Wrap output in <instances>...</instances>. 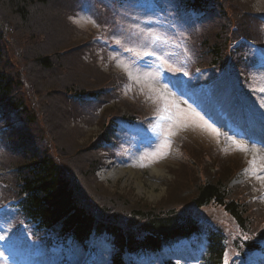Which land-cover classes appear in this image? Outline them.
I'll return each mask as SVG.
<instances>
[{
  "label": "rangeland",
  "instance_id": "rangeland-1",
  "mask_svg": "<svg viewBox=\"0 0 264 264\" xmlns=\"http://www.w3.org/2000/svg\"><path fill=\"white\" fill-rule=\"evenodd\" d=\"M95 1L96 4L92 3V0H78L76 5H72L69 1L64 3L63 0H55L54 4L45 10L50 11L53 8L58 14L52 15L53 20H45L44 18L43 30L38 24L37 30H33L36 34L33 33V35L39 37V34L43 31L49 33L51 41L48 38L49 41H45L49 47L48 50L53 47L52 50L64 47L65 42H68L70 46L77 44L87 46L88 43L91 46L94 45L92 50L95 55L92 61L102 72L99 86L114 81L117 89L109 101L96 107V109H101L94 116L83 120L80 119V115H75L72 120L74 111L69 110L68 105L61 98L45 97L43 99V97H39L38 101L34 102V104H37L34 112L39 113L40 122L37 123V126L33 125L32 128L23 126V132L28 133L29 140L22 146L32 154L37 151H47L51 159L60 166L64 177L69 181H71L69 179L71 175L75 174L74 176L79 180L76 183L82 188L80 198L86 199L87 212L94 206L95 208L99 207V204L102 207L112 197H119V199L128 200L130 203L147 204L151 208H155V205L164 209L173 207L177 210V215L180 213L182 215L189 214L187 212L191 211L193 205L191 202L193 187L198 182L195 175L199 171L202 176L207 172L208 177H210V175L213 176L216 173L220 175L224 172L235 173L243 166L241 178L234 180L233 185L237 187L243 180L256 179L253 177L254 166L250 164V161L255 158L257 166L264 164V148L254 147L239 141L238 143L247 146V151H240L233 143L234 140L225 133L219 132L214 127H209L203 120H193L187 115L192 110L179 99L174 98L159 83L157 73L142 68L136 64L137 60L131 56V52L137 54L136 57L144 58L145 64L150 66H153L155 61L160 60L166 64L172 76L179 80L189 70V60L185 51H183L184 45L192 44L190 39L187 38V31L191 28V26L186 25L189 23V19L180 17L179 20L168 12L154 13L146 9L142 3L136 1L132 5H124L123 7L110 6L111 8L108 10L116 22V24H111V21L107 20L109 0ZM220 3L228 15L226 18H229L228 22L227 19L219 21L221 32L227 33L226 29L232 31V28L237 29L238 32H245L244 27L248 25L251 26L249 29L253 33V37L257 41L260 37H263L264 42V26L262 28L260 24L252 19V15L264 14V0H221ZM38 9L41 10V8ZM240 13L245 14L242 19L237 17V14ZM1 19L10 22L9 15L0 9ZM10 24L16 27L11 33V37L13 36L14 40L19 41V35L21 33L26 34V28L18 27L16 23L10 22ZM216 28L217 26H215L212 34L209 33L211 40L214 38L213 35L217 34ZM208 30H210V22L203 26L200 35L204 37ZM96 35L107 38L108 43L117 46V50L112 51L108 46L102 45L105 49L93 44L92 37ZM23 38L25 36L21 37V39ZM3 46L5 47L4 44ZM79 47L63 56V59L71 67L68 74L72 75L68 80H55L56 83L64 84L65 87L69 82L86 79L84 73V70L87 69L86 64L82 63L79 51H76L79 50ZM23 50H26V48L22 49L19 57L14 56L16 61L15 59L11 61V69L14 68L15 72L17 71L16 73L23 69L25 77L30 74L33 76L31 79H34L37 76L36 70L27 63V53ZM125 51L128 52L127 55ZM14 53L15 48H9L7 51L9 56ZM145 53H150V55H145ZM86 54H90L89 51ZM22 60L26 62L25 65L22 64L23 66H21ZM54 73L56 72L51 73V75ZM129 73H131V77ZM179 74L182 75L179 76ZM207 79H209V76L207 78L201 77L196 84L197 87L191 85V88H196L192 89V94H195L201 101L203 100L202 93L209 90L199 85L202 82L207 83ZM62 80H66L67 83ZM250 81L251 84L248 88L250 87L252 97L248 102L240 101L236 88L229 85L227 92L218 91L219 102L214 100L213 104L207 102L206 105L209 107L208 111L216 116L218 113L215 111V107L220 102H223V110L229 109V106L232 107L234 103L238 106L234 116L239 117L244 126H246V121L250 116L252 121L249 130L257 139L264 141V91H261V89H264V68L262 65L251 73ZM27 84L28 88H26V85L22 88L27 89L28 93H32L31 88L33 87H30L28 82ZM248 88H246L247 91ZM117 92L118 96L116 97ZM35 94L39 95L40 92H35ZM43 100L48 105L47 110L44 111L41 109ZM34 104L32 103L30 108H33ZM166 105L175 114L176 119L175 121L165 119V122L161 123L164 120L162 117L167 115L164 112ZM174 105H179V109L184 111H178ZM114 107L118 109L120 117H129L132 112L133 115H135L134 113L138 114L146 111L159 114L158 120L150 125L151 133L162 130L164 134L172 136L175 142L168 141V143H165V141H160L154 149L138 153L135 138L123 136L120 143L116 144L112 140L113 144L108 147L110 148L108 151L93 153L92 145L97 141L100 132L98 116ZM42 113L45 114V117L41 116ZM9 122L15 129L20 127L16 124L13 115L10 116ZM212 129H215V132ZM53 132L56 135H53ZM42 139L45 142L40 144L41 141L39 140ZM59 141L62 146L58 144ZM184 141H187L186 153L189 157L188 160L181 148ZM17 145L20 148L21 144L17 143ZM211 147L218 149L221 153L213 151ZM204 152H207L206 155L211 159L208 163L204 161ZM65 153L69 156L66 157ZM59 154L63 156L65 161L59 159ZM68 159L71 160L68 161ZM191 159L194 161H191ZM96 160L101 163V166L100 170H97L94 174L95 179L83 180L79 171L84 174L86 170H89L91 163ZM179 160L189 161V163L180 164ZM192 163H194V166H189ZM152 169L156 170L158 174L153 172ZM131 173H135V175H131ZM242 176L247 178H242ZM119 211L121 213L125 212L121 204ZM200 212L202 215L208 214V208H203ZM204 217L208 218V216ZM221 224L231 236H236L226 217L222 218ZM250 230H255V228L252 227ZM99 245L105 251L109 249L103 239L99 240Z\"/></svg>",
  "mask_w": 264,
  "mask_h": 264
},
{
  "label": "trees",
  "instance_id": "trees-1",
  "mask_svg": "<svg viewBox=\"0 0 264 264\" xmlns=\"http://www.w3.org/2000/svg\"><path fill=\"white\" fill-rule=\"evenodd\" d=\"M54 1L0 0V9L9 15V21L16 23L18 27L26 28L27 31H25L26 34L21 33L19 35V41L14 40V37H11V33L16 27L11 25L10 22L0 20V133L3 132L4 121L10 113H14L16 124L20 125L16 130H13V127L10 125L8 133L12 134L5 136L3 138L4 144L0 145V166L6 172L3 178H1L6 188L0 189V195L12 199L19 198L21 200L22 198L23 202L20 205L23 212L39 221L40 226L49 232L47 233L48 239L52 236V240L63 242L64 238L72 237L79 242L92 231L107 233L112 238L113 244L117 249V257H115L113 264H122L119 262V255L123 252V248L135 249L143 247L152 249L158 246L164 238L187 232L194 226V221L192 215H182L181 213L177 215V210L173 207L171 209H164L155 205V208H151L147 204L130 203L128 200L119 199V197H112L102 207L98 203L99 207L95 208L94 206L87 212V207L85 206L86 199L80 198L82 188L76 183L79 180L74 176L75 174L71 175V178H69L71 181H69L64 177L60 166L51 159L47 151H37L32 154L22 146L29 140L27 137L28 133L23 132V126L26 128L30 126L32 128L33 125L37 126V123L40 122L39 113L34 112L37 107V104H34V102L38 101L39 97H43V99L45 97L61 98L68 105V109L74 111L72 120L75 115H80L81 120L84 118L89 119L101 108L95 109L96 106L95 108L89 107L78 111L75 109V105L79 104L80 100L86 97L101 100L105 96H110L111 92L108 94V88H113L115 84L113 81L112 83L108 82L106 85L99 86L102 72L92 61L95 55V52L92 50V48L94 49V45L91 46L88 43L87 46L80 44L70 46L68 42H65L64 47L52 50L53 47L48 50L49 47L45 41H51L49 33L43 31L39 34V37L33 35L35 33L33 30H37L36 27H39V25L41 26V30H43L44 18L45 20H53L52 15L58 14L53 8L50 11L45 10L47 7L52 6ZM68 1L70 4L76 5L78 0H75V2L74 0H63L64 3ZM178 1L191 5L195 9H203L208 6L214 10V12H211L212 17H221L222 20L227 19V22L229 20V18H226L228 15L220 3L221 0ZM93 3H95V0H93ZM38 8H41V10ZM243 15L245 14L240 13L237 14V17L242 19ZM219 21L214 19L210 24V30L204 34V37L201 36V41L195 42V45H198L195 50L193 49L192 55L194 56L195 66H214L217 70L218 65L222 66L225 72H227L226 58L230 53L228 51L229 46L236 43L242 36L248 35L252 38L254 37L249 29L251 26L249 27L245 24L247 26L244 27L245 32H235L229 29H226L227 33L221 32ZM215 26H217V34L213 35L214 38L211 40L209 33L212 34ZM23 36L25 38L21 39ZM2 43L5 45L6 50ZM78 47L79 50L76 51H79L82 63H85L86 66H84L89 69L84 70L86 79L69 82L66 85L67 87H64V84L55 82V80L59 81L60 79L68 80L72 75L68 74L71 67L63 59V56ZM9 48H15V53L12 56L7 54ZM24 48H26L23 51L27 53V63L37 73L34 79H31L33 76L30 74H27L25 77L23 69L18 73H16L17 71L15 72L14 68L11 69L10 63L15 59L14 56L19 57ZM87 51L90 54H86ZM244 53L245 50L243 48H239L234 53L236 57L231 58L233 67L238 66L240 55ZM25 63V60H22L21 66L25 65ZM24 68L27 69L26 67ZM53 72L56 73L51 75ZM62 81L67 83L66 80ZM27 82L30 87H33L31 88L32 93H28L27 89L22 88L24 85L28 88ZM35 92H40V94L36 95ZM117 96L118 92L116 93ZM111 98L107 97L105 102ZM32 103L34 107L30 108ZM47 107V103L43 100V107L41 109L44 111L47 110ZM44 113L47 115L46 112ZM44 113H42V117H45ZM118 113V109L114 107L98 116L100 132L97 141L92 145L93 153L104 151L106 144L112 140L114 126L120 116ZM134 114L132 112L129 118L144 115L143 112ZM52 134L56 135L54 132ZM39 141H41L40 144L45 142L43 139ZM16 142L21 144L20 148ZM5 144L9 147H5ZM58 144L61 145L60 141ZM186 149L187 147L183 148L185 153ZM65 156L69 155L65 153ZM60 158L65 161L61 154H59ZM191 161L194 160L191 159ZM204 161L208 163L211 159L204 155ZM193 164H191L192 167L194 166ZM100 166L101 163L98 160L92 162L89 170H86L84 174L79 171L80 177L85 181L95 179L94 174L100 169ZM233 175L234 173L229 174L224 172L222 175L216 173L208 177L207 172H205L204 176H202L200 171L196 173L195 177H197L198 182L193 187L192 206L201 208L214 201L216 204L222 206L224 211L243 229L248 231L254 227L255 230L253 232H256L255 238L261 239L264 237V205L263 207H256L251 202V191L247 196L245 191L242 192L236 190L237 188L231 187L229 184L235 178ZM120 204L125 212L121 213L119 211ZM57 226H61L59 230L56 229ZM212 239L208 259V263L211 264L218 262L222 254L219 235H214Z\"/></svg>",
  "mask_w": 264,
  "mask_h": 264
},
{
  "label": "snow or ice",
  "instance_id": "snow-or-ice-1",
  "mask_svg": "<svg viewBox=\"0 0 264 264\" xmlns=\"http://www.w3.org/2000/svg\"><path fill=\"white\" fill-rule=\"evenodd\" d=\"M145 55H150V53H145ZM129 76L131 77V73H129ZM261 91H264V89H261ZM174 107L180 112L184 111L182 109H179V105H174ZM164 112L167 113V115L162 117V119H166L168 121H175V119H176L175 114L169 109V107L167 105L164 108ZM187 115H189L193 120H196V119L202 120L203 119L202 117H199V114L196 113L194 110L187 113ZM209 127H211V126H209ZM212 131L215 132V129H212ZM165 143H168L167 138H166ZM233 143L235 144V146L238 150L247 151L246 145L240 144L236 141H233ZM250 164H252L254 166L253 167V175H256L257 172H264V164L257 166L255 158L252 161H250ZM141 166L143 167L144 165H141ZM257 178L260 179L262 182H264V176H257ZM224 264H228L227 256H225Z\"/></svg>",
  "mask_w": 264,
  "mask_h": 264
},
{
  "label": "bare ground",
  "instance_id": "bare-ground-1",
  "mask_svg": "<svg viewBox=\"0 0 264 264\" xmlns=\"http://www.w3.org/2000/svg\"><path fill=\"white\" fill-rule=\"evenodd\" d=\"M211 148H212L213 151H215V152L217 151V149H215L214 147H211ZM205 156H206V155H205ZM152 171H153V172H156V173L158 174V172H157L156 170L152 169ZM117 175H118V174H117ZM117 175H116V176H117ZM131 175H135V173H131Z\"/></svg>",
  "mask_w": 264,
  "mask_h": 264
}]
</instances>
